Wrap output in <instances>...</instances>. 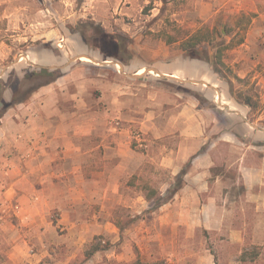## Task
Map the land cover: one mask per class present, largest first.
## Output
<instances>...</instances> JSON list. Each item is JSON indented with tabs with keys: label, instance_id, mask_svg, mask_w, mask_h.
Segmentation results:
<instances>
[{
	"label": "rangeland",
	"instance_id": "obj_1",
	"mask_svg": "<svg viewBox=\"0 0 264 264\" xmlns=\"http://www.w3.org/2000/svg\"><path fill=\"white\" fill-rule=\"evenodd\" d=\"M251 6L254 0H0L5 101L33 69L61 70L67 80L59 82L53 98L38 96L39 90L24 105L53 103L60 119H74L78 126L90 119L99 134L106 132L105 121L107 131L123 140L118 148L125 143L140 157L138 169L127 163L110 174L118 197L112 198L110 189L103 211L100 205L91 207V217H98L88 224L105 229L94 237H86L83 229L82 222L91 219L84 206L75 207L72 229L60 222L57 209L42 207L49 214L26 224L12 207H0V231L10 233L0 238V260L9 261L7 248L18 245L26 253L13 255L16 264H135L138 259L199 264L208 253L216 264H229L234 256L246 264H264V247L248 245L234 254L219 231L192 228L196 207L168 202L155 207L176 184L173 170L205 166L211 170L209 184L215 176L224 184L222 191L211 187V194L227 196L219 201V213L224 208L239 224L264 221L262 202L252 200L264 195V185H257L261 178L264 183V28L251 23L244 42L223 52L224 76L255 105L249 114L229 95L226 82H217L204 62L189 60L180 47L186 37L208 30L213 35L203 48L211 55L222 30L233 31L225 39L230 41L239 15ZM84 24L106 41L88 48L76 30ZM118 40L132 52L126 67L102 54V45ZM221 95L227 104L217 99ZM245 178L256 184L252 190L246 189ZM106 213L108 223L102 221ZM93 249L99 250L86 258Z\"/></svg>",
	"mask_w": 264,
	"mask_h": 264
},
{
	"label": "crops",
	"instance_id": "obj_2",
	"mask_svg": "<svg viewBox=\"0 0 264 264\" xmlns=\"http://www.w3.org/2000/svg\"><path fill=\"white\" fill-rule=\"evenodd\" d=\"M248 11L256 15L252 20L254 29L260 27L262 30L264 0H254V7ZM66 80L67 77L63 76L54 84L41 88L39 92L37 91L38 96L42 94L44 97L53 98V92L56 91L59 82ZM217 99L222 104H227L222 95ZM20 106L17 107V112L14 110L12 113L7 112L0 124V207H12L14 215L23 223L38 221L46 217L50 210L57 209L60 212V222L65 223V226L71 225L72 229L76 223L73 217L75 207L84 206L91 217L92 206L100 205L103 211L108 205L110 189L114 190L112 198L118 197L117 188L109 183V176L113 171L125 168L124 165L127 163L133 164V168L140 167L139 154L129 149L125 143L124 149H121L123 140L107 131L105 121L102 124L106 132L99 134L96 133L90 119L84 120L83 126H78L74 119H60L61 112L53 107V103L44 101ZM19 115L22 116L19 118ZM203 156L204 154H201L198 158ZM168 160L167 156L164 159L166 166ZM181 170V168L173 170L172 176H177ZM210 176L211 170L205 166L192 167L184 176L183 187L168 204L196 207V227L192 228L198 230L200 227V230L209 232L219 231L227 236L226 246L232 248L234 254H241L243 248L248 245L264 247V221L257 220L251 225L248 220H244L239 224L236 223L234 215L229 216L225 213L224 208V212L221 209L219 213L218 207L222 204L219 201L226 200L227 196L211 194L212 188L215 191L217 189L222 191L224 184L218 176L213 177L215 180L209 184L207 179ZM245 179L246 189L252 190L256 184ZM257 185L262 188L264 185L262 178ZM252 200L262 202L264 206L262 193ZM223 202L225 204V201ZM121 203L129 204L125 201ZM42 207L50 208L48 213L40 210ZM29 213L33 215L34 220L29 219ZM101 215L102 213L99 214L100 217ZM106 215L107 213L102 221L108 223ZM97 217L95 214L90 220L87 218L82 222L83 229L86 228L84 232H89L86 237H94L105 230L102 224L99 227L88 224ZM0 220L3 218L0 217ZM99 228L100 233L96 232ZM9 235L10 233L0 231V238ZM20 249L18 245L8 247L5 253L9 261L0 260V264H16L12 263L13 255L26 253ZM228 261L229 264H246L237 256L231 260L229 258ZM199 264H216L213 254L208 253L201 257Z\"/></svg>",
	"mask_w": 264,
	"mask_h": 264
},
{
	"label": "trees",
	"instance_id": "obj_3",
	"mask_svg": "<svg viewBox=\"0 0 264 264\" xmlns=\"http://www.w3.org/2000/svg\"><path fill=\"white\" fill-rule=\"evenodd\" d=\"M256 17L253 13H242L239 15L236 28L238 27L235 35L230 39V41H226L225 39L229 37L232 30L223 29L220 33V37L217 38V41L213 43L214 52L209 55L206 48H203L204 45L208 44L211 36L213 35L210 31L198 30L193 33L189 37H186L181 41L180 47L184 52L185 56L191 61H202L204 62L209 71L216 77L217 82H226L228 87L229 95L234 98L235 102L242 106L245 109L246 114L252 112L253 105L250 97H245L242 99L235 91L234 84L231 80L227 79L224 75H226L224 69L226 68L223 62V52L228 50L229 48L239 46L244 42L246 31L252 23V20ZM88 48H94L97 45L105 42V37L103 41L102 39H97L95 35H93L92 26L84 24L76 29ZM218 36V35H216ZM237 37H240L238 41H235ZM103 53L106 59L115 60L123 64L125 67L127 65V61L131 58L132 52L128 48V44L123 40H118V42H109L107 46H103ZM64 72L58 69H49V68H35L32 71L26 73L20 82L18 83V87L12 93L9 103L5 101V87L3 85V81L0 79V124L1 119L6 114L7 110L26 103L33 94H35L38 90L43 87L54 84L60 78L63 77ZM198 100H202V96L196 95ZM214 104V103H212ZM215 106V105H214ZM243 136V135H242ZM249 138V137H247ZM186 170H182L175 178L176 184L174 187H171L167 190V198L165 200L159 199L160 202H157L155 207L160 208L169 202L183 187L184 185V176L186 174ZM148 201L151 200L152 196L150 194L146 197ZM99 249H93L89 251L90 253H86V258L91 256L94 252H97ZM135 264H164L163 262H142L141 260H137Z\"/></svg>",
	"mask_w": 264,
	"mask_h": 264
},
{
	"label": "water",
	"instance_id": "obj_4",
	"mask_svg": "<svg viewBox=\"0 0 264 264\" xmlns=\"http://www.w3.org/2000/svg\"><path fill=\"white\" fill-rule=\"evenodd\" d=\"M25 58H26V56H25ZM19 61V59L17 60V62ZM103 64H108V63H103ZM148 71H150V70H148ZM154 72L156 73V74H160V73H158V71H156V70H154ZM4 73V71L0 74V78L2 77V74ZM164 76V75H163ZM135 77H140V76H135ZM166 77V76H165ZM170 78H172V77H170ZM172 79H175V78H172ZM180 82H183L182 80H179ZM188 82H190V83H194V84H197V82H194V81H188ZM201 84H204V83H201Z\"/></svg>",
	"mask_w": 264,
	"mask_h": 264
}]
</instances>
